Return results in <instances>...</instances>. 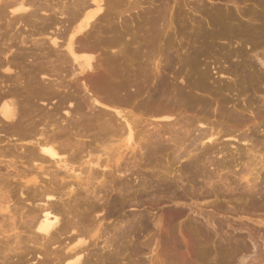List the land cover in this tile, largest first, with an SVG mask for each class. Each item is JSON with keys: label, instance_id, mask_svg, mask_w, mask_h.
<instances>
[{"label": "bare ground", "instance_id": "6f19581e", "mask_svg": "<svg viewBox=\"0 0 264 264\" xmlns=\"http://www.w3.org/2000/svg\"><path fill=\"white\" fill-rule=\"evenodd\" d=\"M66 1H64V0H0V123H1V125H0V128H1L0 129V145L4 144L3 146H5L3 149L0 150V165H2L3 167H6L7 173L9 174V178L17 181L16 184H17L18 188L17 187L16 188L18 189V191H20L21 196L22 197L25 196L24 199H27V202L31 204V206L29 208L28 207L25 208V212H23V215L25 213V218H24V216H21V217H23V218H21V222H20V226L23 228L21 230H18L20 227L17 226V224L14 220L15 218L13 217L14 215L11 212L10 204H7L8 203V201H7L8 197L7 198L5 197L6 200L3 199L6 201V202L4 201V203H6L5 205L0 204V217L2 218V220L0 219V221H1L0 222V235H3V236H1L0 239H2V237H5L6 241L3 238L5 241L3 244L5 245L6 249L8 248L9 252H12L17 256V260L15 262L10 261V260H3L0 262V264H22L23 262H25L24 257L30 253V248H31V247L28 248V246H26V245L28 244L30 246L31 243L33 245H39V247L43 248V250H45L47 248L46 249L47 251L50 250L49 248L54 245L55 246V248L53 247L55 249L54 252L55 253L57 252V254H56L57 258L56 257L55 258L58 259V264H88L89 259L91 260V257H93V254L95 252H93L92 249H94V248L92 246V249H91L90 246L93 244L95 246L99 240L96 242L94 241V239L97 238L95 235H94L95 238L92 236L94 233V230H93V232H89V233L87 232L90 230L89 227L87 228L89 230L84 229L83 227H82L83 230H77V229H81V227L78 226L80 224L78 223V225H77V221L80 219L75 218L76 222H74V221H72V219H70L69 214L70 213L72 214L74 209L72 208L73 206L72 207L70 206L71 205L70 202L68 200H66L65 197H68V198L73 197V202H74V201H76V200H74V197L83 191H84V193H86V197L89 194H90V197L93 196L94 199L96 198L95 200H97V199L99 200V198L101 197L100 195H98L99 193H97V192H98V187L103 186V183L98 181V179L100 177L98 178L99 175H97L98 173H96V171L100 170L99 168H102V169H106V172L107 171L109 172L110 169L107 170V168H109V164H112L111 161H109V163H108V160H104L106 156L102 159L100 157L95 158L93 156V154L91 153V151L93 150V147L95 148V144H98V143H96L98 141V138L100 137L99 139H101L102 134L104 135V133L101 132V129L105 125L107 126V123H105V125L103 126V124L105 122V118H107V117L103 118V116L101 114H104V112L101 113V111H105L104 109H106V108H110V109L113 108L112 114H111L112 111L108 110L110 113H106L107 111H105L106 114H104V115L108 114L107 116H109V118L114 117L112 119L113 122L110 119H109L110 121H108L106 119L107 120L106 122H108L109 124L113 123V125L108 124V126L113 127V128L111 127L113 129V131L111 129V131H112L111 133H112L113 138L114 139L116 138L115 139V146L113 148V154L111 155L108 153V156L113 157V158L112 157L111 158L108 157V158H109V160L113 161V166L110 165L111 168L113 167V172H112V170H110V171L112 172V174L114 173V176H115L116 174H120V175L125 174L124 172H126V174H127V167L129 166L127 164H128L129 159L127 160L126 157L129 155V153L134 155V156L135 155L138 156L137 155L138 152L143 154V152H145L146 149H149V147L151 149L152 144L155 147L154 143H156V142H158V146L160 147V149L159 150L157 149V150L161 151L163 149L160 146L161 144H163V143H161L160 139L163 138L162 141L163 142L165 141L164 140L165 136H164L163 132L162 133L160 132L163 130V128H162V130L158 131L157 130L158 126H156L157 129L155 127L156 122L158 124V121L156 120L155 125H154V123L152 124L151 121L153 119H158L159 122L160 121L169 122L170 120L174 119L173 118L174 115L172 114L173 110H168L167 108L165 110L162 108L161 104H163L164 107H170L169 105L165 106V104H166V102H168V104H169V101H171V99L173 101V99H174L175 100L174 104L176 102H177L176 104L178 106H181L179 104H183V105H185V107H187L188 110H191V108H193V105L196 106L195 101L197 98H195V97H198L197 94H200L198 92H201V93L203 92V94H205L209 90V92H207V93H210V89L212 87L208 86V84L213 85V83H216L215 86L217 89H215L214 88L215 86L213 85V88L215 89V91L216 90L218 91V89H225V91L226 90L233 91L234 89H236V90L239 89V90H237V92H239V93L240 92L243 93V92H247V91L249 92L251 89H256L255 91L258 90V91L262 92L261 87H264V51H263L264 49L261 48L264 46V0H254L258 9L254 10V11L246 12L247 15L249 16V18H248L246 15V17H247L246 22H245V20L244 21L242 20L243 22L241 20L239 21V19L237 20L236 16L234 17L233 16L234 14H232L233 12L232 11L230 12V10L223 11V9H219V8L216 10H214V9L209 10V9L205 8L206 6L199 8L197 10L194 8H191L193 11H196V12H202V13H206V14L208 13L209 23H210V25H213L212 28L215 27V28H213V30L215 29V31L220 32V33L216 32L219 34L220 37H221V34H224V36L225 35L229 36L230 41L232 40V37H235V38H238V40L242 39V41L245 40L244 42L247 41L248 44L249 43L251 44V46H252L251 49H253L252 51L255 52V53L253 52L255 54V56H253V57L256 59V61H249L248 59H246L245 57H248V56H246V55L244 56V52H241L239 48L234 49L235 51L234 50L232 51V49L230 50L226 47H223V48L229 50L225 53V55H227L228 59L230 57L234 56V54L240 55L243 53L242 54V56L244 57L243 61H244V59H245V61L247 60V62L249 61L248 63H245L246 66L244 65V67L246 69H242L243 65L240 66V64L238 65V64L232 63V61H231V64L228 63V64L224 65V63L221 60H219L220 59L219 56L220 57L222 56L221 58H223V56H224L221 53H219L221 55L218 54V56L216 54V57L219 59L215 58L216 60L212 61L213 67L210 65L211 62H209V65H206L204 67L202 66V68H201V65L199 67V63L202 64L201 62H198V55L199 54L197 55V53H194L193 51L197 49L196 47L199 44L198 42H200L198 40L203 39V38L205 39V38L209 37L207 35V32H208V30L212 29V28L211 29L209 28L210 26L206 27L209 29L204 28V26H203L204 23L201 20L200 22H202L203 25L202 24L199 25V28L197 30H196L197 27L194 28L196 31L193 30L195 33L193 32L194 35L193 34L191 35V36H194L193 39L196 36L194 42L198 41L197 42L198 44L196 45V47L192 46V47H195L196 49L194 48L192 53L190 52L189 55L187 54L188 57H184V56H183V58L181 57L182 58V60L180 59L181 60L180 63L182 64L181 67L178 68L177 70H174V72H173L174 74L176 73L178 75L177 80L174 81L175 80L174 79L173 81L172 80H170V81H172L174 83L177 82L176 84L170 82L168 77H166L167 75L165 74V72L171 73L173 71L171 68L174 67L175 64L173 66L174 59L172 58L173 62L171 59L169 60L170 62H172V64L169 63L168 60L166 61L168 63L165 62L166 65L163 64V65H165L164 69H163V67L160 68V65L157 64L155 67H153L149 71H148V69H146L147 72H145V75L142 74V78H140V79H138V78L141 77V75H139V77L137 78L138 74L136 73L137 76L136 75L135 76L137 78V81L135 83L128 80L129 83L130 82H131V84L134 83V85H130L129 83L127 84L128 81L126 79H124V78H127V79L128 78L129 79L135 78V77H131L133 75L132 74L130 77L128 75L127 77H124V78H120V79L118 78L116 81H114V78H113V86H109L107 84V82H109V81H107V80H106L107 82H105L103 80H98L96 78V76H95V74H96V68L95 67L96 66L94 65L95 64V56L86 54V52L90 51L91 49L93 50L92 52H95L94 49L95 50H96V48L99 49V47H97L98 44L96 42L98 41V39L100 40V38L103 39L102 37L106 38V39H103L104 41H107L106 33L109 34V33H114L113 31H121L120 28H119L120 30L118 29V27H119L117 25L118 23L113 19L114 14L111 16H112L113 21H115L117 23L116 25H115V22H112V20H111L112 23L110 22L109 19H111V16H109V15L111 14L112 8L114 10L116 9L115 11H118L117 10V9H119V8H117L118 6L116 8H114V6L116 4L118 5V3L121 2L122 0L121 1L120 0H68L69 2H66ZM136 2H139V1H136ZM235 2H238V1H235ZM122 3H123V1L121 2V4ZM192 4H193V2H192ZM196 4H198V3L196 2ZM196 4H194L192 6L197 7L198 5L195 6ZM135 5H137V4H135ZM201 5H203V4H201ZM130 7H131V5H130ZM133 7L136 8V6H133ZM137 7H138V5H137ZM151 8H149L151 11H149V9H148V12H146V13L143 12V15L141 14L142 13L141 12L140 16L138 18L139 21L137 20V22L139 23V26L141 28H146L147 31H150V33L152 35L155 34V36H157L159 33H161L160 30L161 29L163 30V27L166 25V21L169 23V21L167 20L168 14L166 15L167 18L165 17V14H164V18H163L161 13L165 12V10L162 11L160 9L161 7H159V9L161 11L160 12L159 9L155 10L153 7L152 9L155 10V12H154ZM128 11H130V10H128ZM112 13H114V12H112ZM246 13H244V14H246ZM108 16H109V19H108L109 21L107 20ZM172 16H173V13H172ZM172 16H170V18ZM202 17L206 18V16H202ZM105 18H106V20H104ZM165 18H166V20H165ZM103 20L106 22L108 21L109 23L107 22L105 24H102L101 22H103ZM198 21H197V23H198ZM168 23H167V25L172 27V25H170ZM125 24H126V26H128L127 22ZM167 25L165 26L166 28L168 27ZM20 28L22 29L21 31H19ZM46 28L51 29V31L49 33L48 32L46 33V31H45ZM168 28H170V27H168ZM24 30H31L32 32L30 34H27V31H24ZM46 30H48V29H46ZM166 30H168V29H166ZM166 30H164V31H166ZM213 30H211V31H213ZM107 31H109V32H107ZM140 31H142V29H140ZM144 31H146V30L144 29ZM157 31H159V32L157 33ZM213 32H211V34ZM191 33L192 32H190V34ZM104 34L106 36H104ZM35 35H39V37H37ZM101 35H103V36L101 37ZM115 35H116V32H115ZM115 35L113 37L116 39V40L114 39L116 42L112 40V38H113L112 36H111L112 38L111 37L110 38L113 41V44L115 42L118 46V44H120V43H118V40L120 39L121 36L118 37V40H117L116 36L118 35V33L116 36ZM152 35H150V37H155L154 35L153 36ZM213 35H214V33L212 34V36ZM108 36H110V35H108ZM216 36L218 37L217 34H216ZM228 36H227V39H226V36L223 39H225L224 41L228 40L227 42L229 43ZM217 37H215V35H214V37H213V39L215 38L214 41L217 39ZM222 37H223V35H222ZM235 38H234V40H235ZM210 39H211V37H210ZM219 39H221V38H219ZM91 40H93V41L97 40V41L92 42ZM207 40H208V38H207ZM89 41H91L90 42L91 46L88 44ZM108 41H110V39ZM203 41H205V40H203ZM100 42H102V40H100ZM92 43H94V45H92ZM95 43L97 44V46L95 48L94 47L92 48V46H95ZM116 44H115V46H116ZM120 45H119V47H120ZM260 48L262 49L263 53L259 52ZM222 49H221V52H223L225 50L224 49L222 51ZM62 50H64V51H62ZM59 51L64 52V55H65V56H63V58L60 56L61 60L62 59L65 60L64 61L65 63L62 62V63H64L63 67H65V64L67 62L68 63L72 62V64H70V67L68 69H67V67H68L67 65H66L67 67L65 68L66 71L68 70L69 73H71V77H70L69 73H65L66 72L65 69L61 68L62 66H60V64H59L60 69H63L62 72L65 71L64 72L65 74H67V75L69 74L68 76L70 77V81L65 79L67 76L66 77H65V75L63 76V73L58 68L59 66H57L54 63L56 61H54V62L52 61L55 58V56L53 57V54L57 55L58 58H59L58 54H60V55L62 54V52L60 53ZM198 51H199V53L204 52L203 50L200 51L199 48H198ZM211 53H213V52H211ZM215 53H217V52H214V54ZM51 55H52V58H49ZM211 56H212V54H211ZM213 58L211 57V59H213ZM56 59H57V57H56ZM225 59L226 58L224 57V60ZM252 59L253 58H251V60ZM242 64H244V63H242ZM210 66L212 67V69L214 71L210 70L211 69ZM186 68L189 70H186ZM161 69H163L164 72ZM142 70L145 71V68ZM170 70H171V72H170ZM190 70L193 72V73H190V75L192 74V77H189L190 76L189 75L188 76L189 80L187 81L184 78V75H185L184 72H187V74H189L188 71H190ZM209 71H212V73L214 72V74H216V77L221 76L222 79H223V77L224 78H226V77L230 78V77L235 76L234 77L235 79L232 78V81L234 82V80H235V83L232 85L231 83L229 84V82L226 83L227 81L226 82L221 81L222 79L218 80L216 77H214V78H216V79H214L212 76H211L210 80L213 78L214 79V80L212 79L213 83H212V81L208 82L210 75H212V74H210L211 72L209 73ZM60 72L62 73V75ZM82 74L85 75L84 79L88 78V81L90 80L89 86H87V85H82L80 87H78L79 85L73 86L72 82L77 80L79 78L78 76L82 75ZM122 74L124 75L125 73H122ZM139 74H141V73H139ZM194 74L196 77L193 76ZM118 75H121V74H118ZM116 76H117V74H116ZM125 76H126V74H125ZM62 77H65V78H62ZM172 77H174V75H172ZM178 77L181 78L182 81H180V83L182 82L183 84L178 83L179 79H180V78L178 79ZM237 77H238V79H236ZM218 78H220V77H218ZM79 80L80 79H78V81ZM134 80L135 79H133L132 81H134ZM76 82L77 81H75L74 83H76ZM109 83H111V82H109ZM129 85L132 87L133 86L136 87L135 90H133L134 92L133 91L130 92ZM83 86L87 90V91L85 90L86 91L85 95H87L86 97H89L88 102H85L87 100L81 102L79 100V98L77 99V97L79 96L78 95V93H79L78 88L82 87V89H84ZM170 87H172V88H170ZM127 89L129 91H127ZM219 91L221 92V90H219ZM196 92H197V94H196ZM87 93L89 94V96ZM144 93H146V94H144ZM143 94L146 97H144V99H143L144 101L141 100V102L142 101L144 102V106H146L145 108H147V110L149 111V114H148L149 118L151 116L150 114H152V118H150L152 120H149V123L147 122L148 124H150V126L148 125L149 130L148 129L147 130L148 131L152 130L149 133L153 132V134H148L146 127H145V130L147 131V133L145 131L144 132L142 131V132H139L138 134L141 133V136L144 135L145 136L144 138L146 140H148L147 142L145 141V139L143 137H141V136L137 137L138 134L136 132V127H137L136 125L141 124V118H140V121H135L136 118L131 117L132 116L131 113H130V115H131L130 116L127 113L128 110L126 111L127 107H125V106H127V104L130 103V101L132 102L134 100L133 97L139 98V96H141ZM99 95H101V96H99ZM195 95H197V96H195ZM201 96H204V95H201ZM138 98H136V99H138ZM198 98L200 99L201 97H198ZM164 101H165V103H164ZM172 101H171V104H172ZM200 101H203L202 102L203 104L206 103V101L201 100V99L199 100L198 103H200ZM223 101H225V100H223ZM259 101H261V100H259ZM83 102L88 103V104L84 105ZM142 103H141V106L143 105ZM225 103H226V101H225ZM174 104H172V105H174ZM65 105L68 107L64 112L66 116L63 114L65 116V118H64V116H62L60 114L64 118L63 119L61 117V119H60L61 121L63 119V121H62L63 124H62L60 120H59L60 122H58L57 116H59V111L61 112L60 109L63 106L65 107ZM85 106L88 107L87 111L89 110L88 111V112H90L89 114H87V112L84 113L85 111L83 112V108L85 109ZM97 106H100V107L98 108ZM101 106H104L106 108L101 107ZM128 106H130V105H128ZM141 106L139 105V107H141ZM123 107H125V110L123 109ZM205 107H206V104H205ZM97 108L99 111H100V108H102V109L100 112H98ZM141 109H142V107H141ZM170 111H172V112H170ZM109 114H111L113 116H110ZM227 114H228V112H227ZM230 114L231 113L229 111V115ZM101 116L103 119L101 118ZM231 116H232V114H231ZM258 116H259V114H258ZM234 117H235V119L237 118L238 121H239V118L241 119L240 116H238L239 118L236 117L235 113H234ZM59 118H60V116H59ZM203 118L205 119V117H202L201 119H203ZM101 120L102 121L104 120V122L101 123L102 122ZM137 120H139V118H137ZM186 122H185V124L187 126L189 121H188V123H186ZM193 122L195 124L197 122H199V125L197 124V126L194 127L195 124L193 123L194 125H191L190 123H192V121H190L189 124L193 127L188 125L187 129H184V131L181 127H179L181 125L178 126L179 128H181L180 131H183V133H181L179 131V133H181V135L178 133L180 136L178 135L177 137L178 138L181 137V139L179 138V140L181 142L187 141V144L185 143L186 145L183 144L184 147L182 145L180 146L177 144V143H179L178 142L179 140L177 139V137L174 136L175 135L174 131L176 130L177 127L174 126V127H176L175 130L170 131V133L172 131L174 132V133H172L173 137H175V139H177V141H175L176 145L173 141L174 147L176 146V148H174L175 150L172 149V150H174L172 152L175 153V154L173 153L174 154L173 156L175 157V159L179 158V161L183 157H186L188 159V161L185 162L186 165L184 166L185 172L187 170H189L191 167L193 168L196 160H199V159L201 160L200 157H202V156L207 159V156H209L210 153H216L217 152L216 154H221V155L223 153H225V150H226L225 148L228 146H224V144L226 145L227 143H224V141H222V143H220L223 135H224V137H227V138L228 137L236 138V136L234 135L236 132L235 129L234 130L233 129H230V130L225 129L224 130L222 128V130H221L220 128H218L214 124H213V126H209L210 122L208 123L207 120H206V124H209V125H206L205 122H203V120H198V121H193ZM100 123L103 126L102 128L100 127L101 126ZM137 123H139V124H137ZM147 123L145 122L144 124L147 125ZM169 123L167 125H169L171 127V125L173 123H171V125ZM153 125L155 127V130H157V131H155L154 129H151L152 128L151 126H153ZM98 126H99V128H98ZM184 126L185 125H183V127ZM186 126L184 128H186ZM105 127H104V129H105ZM97 128L100 131H97L98 130ZM109 128L107 127V130H109ZM172 128H173V125H172ZM104 129H102V130H104ZM159 129H161V128L159 127ZM137 130H138V128H137ZM178 130L179 129L177 128V131ZM166 131H167V129H166ZM98 132H99V134L102 133L101 136L97 135ZM144 133L147 134L148 137L150 135L152 137L147 139V136ZM166 133L168 134L169 132L167 131ZM93 134H95L98 137L96 138L97 141L94 140L95 144L92 147L91 141L93 138L92 137ZM162 134H163V137H162ZM176 134H177V132H176ZM107 135L108 134L106 133V136ZM89 136L91 137L90 138L91 140L88 139ZM112 136H110V137H112ZM241 136H242L241 140L244 142H247L248 137L246 136V134L241 135ZM136 137L139 139H137ZM153 137L155 138V141L160 140V142L159 141L154 142V140H152ZM171 137L172 136H170V138H168L169 141L171 140ZM173 137H172V140L174 139ZM94 138H95V136H94ZM85 139H87V141H85ZM150 139L152 140L151 145L148 143L150 141ZM224 140H226V139H224ZM145 142L147 144H149V147H147L148 145ZM219 143L221 145H223V147H218ZM113 145H114V143H113ZM145 145H147L146 148H145ZM164 146L165 145L163 144L162 147H164ZM171 146L173 147V145H171ZM18 147L21 149L20 151L18 150L19 149ZM101 147L102 146H100V147L98 146V148H100V150H101ZM251 147H252V145H251ZM156 148H157V143H156ZM164 148L167 149L166 147H164ZM169 148H170V145H169ZM105 149H103V150L105 151ZM103 150L101 152H104ZM157 150L152 149V151L151 150L150 151L151 152H155V151L158 152ZM249 150H250V152H249L250 154H251V152L254 153V151H252V148H249ZM93 151L95 152L96 149H94ZM98 151H99V149L96 152H98ZM15 152L18 153L19 158H20V162L25 167V169H24L23 165H22V168L24 170H22V169L18 170L17 163L14 162L13 160H11L12 158L10 156H11V154H14ZM148 152L149 151L147 150V153ZM16 153H15V156H16ZM105 153H106V151H105ZM145 154H146V152L143 154V156ZM206 154H208V155L205 156ZM216 154H214V155H216ZM102 155H103V153H102ZM132 155H130V156L132 157ZM248 155L249 154H247L246 159L249 157H250V159L255 158V157H251L252 155L251 156L250 155L248 156ZM226 156L227 155H225L223 157H226ZM140 157H142V155ZM243 157L245 158V156H243ZM204 158H202V160H204ZM96 159H97V161H95ZM175 159H173V160L175 161ZM240 159H241V157H240ZM124 160H127V162ZM135 160L137 161L138 157ZM135 160H132V161L136 162ZM150 161H151V158H150ZM221 161H223V160H221ZM248 161L249 160L247 159V163H245L246 161L244 162L245 164H247V165L244 164V166L246 168H243V169L240 168L241 174L239 175V177H240L241 181L245 180V182H244L245 184L242 185V186H244L242 191H244V189H245V193H247L248 196H251L253 198V199L251 198L253 200L252 205H254V206L257 205L258 207L259 206L261 207V204L259 205V202H258V204L256 202V197L261 195L259 193L260 188L258 187V185H259L258 179L260 178V173H258V172H260V171L257 172V170H256L257 167H255V166L253 167L251 165V162L248 163ZM252 161H253L252 162V164H253L254 159ZM122 162L125 163V166ZM176 162H177V160H176ZM197 162H198L197 163L198 165H196V166H200L201 161H197ZM227 162L230 164V162H232V161H227ZM256 162H257V159H256ZM258 162H259V160H258ZM260 162H261L260 167L261 168L263 167V169H264V161L261 159ZM210 163H211V160H210ZM212 163L210 165H212ZM228 163H226V160H224L223 163L222 162L220 163V165L225 167V166H228ZM137 164H139V163H137ZM217 164H219V163H217ZM232 164H233V162H232ZM126 165H127V167H126ZM132 165H130L129 167H131ZM136 165L132 166V167L136 168ZM122 166H124L126 169L123 170L124 167H122ZM221 166H217V167L220 168ZM258 166H259V164H258ZM201 168H203V167H201ZM34 169H35V171H34ZM37 169L40 170L39 171L40 178H39V176H34L33 173H31L32 179H30V178L27 179L28 174L32 170L34 172L38 171ZM102 169L100 171H102ZM129 169H130V171H132L131 168H129ZM254 171L257 174V175L255 174V176L253 173ZM12 172L13 173L16 172V174H13ZM103 172H104V174H101L100 176H102V175L105 176V171H103ZM111 172L108 174H111ZM203 172H207V171H203ZM107 173H106V177H107ZM237 173H239V172H237ZM33 176H34V178H33ZM106 177H104L103 179H106ZM181 177H183V175L180 176V181L183 180V179H181ZM6 179H8V178H6ZM175 180H177V179L175 178ZM175 180H173V181H175ZM148 181H150V180H148ZM103 182H104V180H103ZM178 182H179V179H178ZM238 182H239V180H238ZM96 183H99L100 185L97 184L98 186H95ZM150 183L151 182H149V184ZM152 183H154L153 180H152ZM237 185H239V184H237ZM154 186H155V183H154ZM96 187H97V189H96ZM158 189H159V187H158ZM262 190H261V193L264 194V191L262 192ZM30 194H31V196H30ZM195 194H196V192H195ZM244 194H242V195H244ZM247 194H245V195L247 196ZM177 195L179 196V199L180 198L182 199V197H180L181 195H179L178 193H177ZM178 196L176 198H178ZM197 196H199V195H197ZM210 196H211V193H210ZM78 197L79 196H77V198ZM205 197H206V195H205ZM82 198H84V197H82ZM101 198H100V200H101ZM184 198L185 197H183V199ZM57 199L61 200V203L63 204L62 206L56 203ZM64 199L66 201H68L67 202L69 204V205L67 204L68 206L65 204ZM75 199H76V197H75ZM263 199H264V197H263ZM252 200H251V202H252ZM77 201H79V200H77ZM9 202H10V200H9ZM115 203L116 202H114L113 205ZM184 204H186V202ZM66 206L67 207L70 206L72 208V209H70L72 212L70 211L69 214L66 213L67 210H66V212L64 211ZM114 206L116 207L117 204ZM186 206H187V204H186ZM194 206H195V204H194ZM194 206L189 205V211L191 212V215L189 214V218H191L192 222H195L196 220L198 221V217L200 215H202L201 213L203 212V216H204V212H205L203 210H202V212L196 211L198 209H197V207L195 209ZM92 207H94V205ZM182 208L183 209L177 208L178 209L177 213L182 214L184 217L186 210L184 209V207H182ZM187 209H188V206H187ZM174 211L176 212L177 210H174ZM240 211H242V210H240ZM74 212H75V210H74ZM116 212H117V208H116V210H113V213H109V216L110 215L114 216L115 214L118 213V212L117 213ZM196 212L199 215L198 217L196 216L197 214L195 215ZM227 212L229 213L228 210H227ZM230 212L232 213L231 210H230ZM250 212H248V213H250ZM65 214H67V215H65ZM73 214H74V217L77 216L76 213H73ZM75 214H76V216H75ZM179 214H177V215H179ZM186 214L188 215V213H186ZM259 215H261V213ZM64 216H66V217H64ZM67 216H69V217H67ZM74 217L72 216L71 218H73V220H74ZM192 217H193V219H192ZM212 217H213V215H212ZM67 218H69V219H67ZM180 218H181V216H180ZM205 218H207V217H205ZM138 219H141V217ZM201 220H202V218L200 219V221ZM197 221H196V223L198 225L199 224L201 225V223H203L204 221H207V224H209V226H208L209 228H211V226L214 224V222L212 224L210 222L211 220L209 221L208 218H207V220L203 219L202 220L203 222H201V223L199 221H198L199 222L198 223ZM203 224L205 226V223H203ZM210 224H212V225L210 226ZM193 225H196V224H193ZM200 225L198 226V228L200 227ZM202 226L203 225H201V227ZM201 227L199 228L200 230H201ZM204 228L206 229L207 226ZM204 228L201 231L204 234L203 237H201L202 236L201 235L199 237L200 239L196 238L199 242H201V244L198 242L196 244L195 241H197V240L193 241L195 238L192 239L193 245H198V244L201 245V249L203 248V251L198 250L199 249L198 246L194 247L193 245H191V247L189 248L191 250L192 255L195 256L197 258V260H200V259L203 260L204 259L203 260L204 263H201V264H205V258L209 260V258H207L208 257L207 253H213V251L209 250V248H210L209 246H211L210 244H212L211 243L212 239L210 236V235H212V233L211 234L210 233L208 234V232L206 233V231H208V230L207 229L205 230ZM189 229L193 230L194 228H192V226H191V228H189ZM204 230H205V232H204ZM237 230H239V229H237ZM99 231H100V229H99ZM193 231L194 232L196 231L199 234L198 230L194 229ZM123 232H124V230H123ZM209 232H211V231L209 230ZM213 233H215V232H213ZM233 233H232V235H234ZM241 233L240 234L235 233L236 237H233L234 239L237 238V239H235L236 241H234V242H237V243H235L236 245L232 244L231 246L230 245L227 246L229 241L228 242L225 241L227 243V245H225L224 241H223L224 244H222V242L219 244H215L214 245L215 246L214 251L216 253L214 252L215 254H213V258H214V255H216L215 259L217 261H219L218 257L222 258L223 253H225V256H226L225 260L228 258L227 259L228 264H234L235 262H236L235 264H238V263L241 264L244 262V260L246 258H248L249 254H251V259L253 258V256L255 257V255L252 256V253H254V249L255 248L258 249V246H259L255 240H254V242L252 241V239H255V238H253L252 236H250L251 234H249L250 238L252 237V239L249 240V238L247 239V236L244 237L246 234L244 236H242ZM64 235L67 236L66 237L67 240H65V241L61 240L62 236H63V238L65 237ZM125 236L127 237L128 234H125ZM262 236L264 238V234ZM91 237H93L94 239ZM115 237L116 236H113V239ZM66 238H64V239H66ZM90 238H91V240H89ZM123 238H124V236H123ZM233 238L231 237L230 239L234 240ZM102 239H103V237H102ZM232 240H230V241H232ZM110 241H112V240H110ZM117 241H116V243H117ZM113 242H115V241H113ZM113 242L110 243L109 240L105 241L104 242V248H106V249L108 248L110 250L114 244ZM213 242L215 243V240ZM234 242L232 241V243H234ZM255 242H256V244H255ZM116 243H115V245H116ZM117 245H119V243H117ZM140 246L136 247L132 252L133 253H141L144 246L142 249ZM121 247H115V248H118V251H117V249L115 251V248L113 247V249H114L113 251L118 253V255H119V254H121V249L123 252L125 251V250H123L124 248L123 247L121 248ZM32 248H33V246H32ZM196 248H198L197 249L198 251L196 250ZM59 249L62 251L61 254H59L60 252L58 253ZM169 250L170 249H168V251ZM258 250L260 251V249H258ZM32 251H33V249H32ZM47 251H44V252H47ZM174 251H177V250H174ZM232 251H234L233 253H235V252H237V253L233 254ZM90 252H93V254H91ZM172 252L173 251H171V254H173ZM50 253L52 255L54 254L52 252H49V255H48V252H47V254L45 253V255L46 256L48 255L50 257ZM159 253H161V252H159ZM261 253H263V252H261ZM109 255H110V253L108 254V256ZM116 255H113V258H112L113 263L117 261V260L115 261V259H117V257H118ZM205 255H206V257H205ZM46 256H45L46 259L44 258L45 261L43 260L45 263H43V264H46V262L49 259H50L49 261H51V257H53V256H51L49 258ZM104 256H105V254H104ZM108 256H107V258H108ZM174 256H175V254H174ZM259 256L260 257L257 256L256 259L255 258L254 259L257 260V258H259V259H261L260 261L258 260L259 262L264 261V260H262L263 257L261 258V255H259ZM171 257H172V255L170 256V258ZM210 257H211V254H210ZM163 258H165V256ZM215 259H214V261H216ZM254 259H252V260L254 261ZM105 260H107V259H105ZM160 260H162V259H160ZM167 260H169V259L167 258ZM167 260L165 262L169 263ZM197 260H196V262H197ZM156 261H158L157 258H156ZM194 261H195V259H194ZM210 261H212V260H210ZM214 261H212L211 264L214 263ZM217 261H216V263L220 264L221 260H220V262H217ZM253 261H252V263H253ZM198 262L200 263V261H198ZM107 263L108 262L106 261L105 263H101V264H107ZM110 263H112V262H110ZM163 263H164V261H163ZM223 263L227 264V263H225V261ZM253 264H258V263L255 262Z\"/></svg>", "mask_w": 264, "mask_h": 264}, {"label": "rangeland", "instance_id": "374dc122", "mask_svg": "<svg viewBox=\"0 0 264 264\" xmlns=\"http://www.w3.org/2000/svg\"><path fill=\"white\" fill-rule=\"evenodd\" d=\"M64 1H66V0H64ZM122 1H123L122 4L124 6L121 4ZM122 1L119 2L118 5L116 4L114 6V8H116L118 6L117 7V8H119V9H117L118 11H115L116 9L114 10L112 8L111 14L109 15V16H111L114 14L113 19L118 24L115 21H113L112 16H111V19H109V16L107 17V20L109 19L110 22H111V20H112V22H115V25L117 24L119 26V27L117 26L118 29L120 28L121 31H113L114 33H109V34L106 33L107 41H104L103 39H106V38L102 37L103 35H101V37L103 39L100 38V40H102V42H100L99 39H98L99 42L97 40H96L97 42L94 40L98 44V46L96 43H95V46H92V48L93 47L95 48L97 46V47H99V49H97V48H96V50L94 49L95 52H92L93 51L92 49L90 51L86 52V54L95 56V64L94 65L96 66L95 67L96 68V74H95L96 78L98 80H103L105 82H107V81L111 82V83L107 82V84L109 86H113V78H114V81H116L118 78L119 79L124 78V77H127L128 75L130 77L132 74L133 75L131 77H135V78H133V79H135L134 81H132L133 80L132 78H131L132 80L129 78L128 79L124 78V79H126L127 81L130 80L131 82L135 83L137 81V78L139 77V75H141V77H139L138 79L142 78V74L145 75V72H147L146 69H148V71H149L150 69L155 67L157 64L160 65V68L163 67V69H164V67L166 65L165 62L167 60L169 63L172 64V62H173L172 58L174 59L173 66H174V64H175V66L171 68L173 70L172 72L170 70L171 73L165 72V74L167 75V76L166 75L165 76L168 77L169 81L170 80L173 81L174 79H175L174 81H176L178 75L176 73L175 74L173 73L174 70H177L178 68L181 67L182 64L180 62H181L183 56L188 57L187 54L189 55L190 52L192 53V51L194 50V48L196 47V45L198 43L199 44L196 47L197 49L195 48L197 51L194 50L193 52L197 53V55L199 54L198 55V62H201L203 64L202 65L199 63V67L201 65V68H202V66L204 67L206 65H209V62H211L210 65L213 67L212 61H215L216 59H219V58H220L219 60H221L224 63V65H226L228 63L231 64V61H232V63L238 64V65L240 64V66L243 65L242 69H246L244 67V65L246 66L245 63H248L249 61H256V59L253 57V56H255V54H254L255 52L252 51L253 49H251L252 46L250 43L248 44L247 41L244 42L245 40L242 41V39L239 38L242 41L241 42L240 40H238V38H235V37H232V40L230 41V38L228 35H225V36H226V39L228 36L229 43L227 42L228 40L224 41L225 40V39H223L225 37L224 34H221V37H220L218 34L220 32L215 31V29L213 30V28H215V27L212 28L213 25H210L208 13L206 14V13H202V12H196V11H193L191 9V8H194L197 10L199 8L206 6L205 8H207L209 10H211V9L216 10L218 8L223 9V11L230 10V12L231 11L233 12L232 13V14H234L233 16L234 17L236 16L237 20L238 19H239V21L245 20V22H246L247 17L249 18V16L247 15L246 12L254 11V10L258 9L254 0H235L238 2H235L234 0H132L133 2L131 0H122ZM136 1H139V2H136ZM66 2H69V1L67 0ZM192 2H193V4H192ZM196 2L198 4H196ZM135 4H137L138 7ZM194 4H196L195 6H197V5L198 6L197 7L192 6ZM201 4H203V5H201ZM130 5H131V7H130ZM133 6H136V8ZM151 7L152 8L154 7L155 10L159 9V7H161L160 9L162 11L165 10L166 13L162 12L163 14L161 13V15L164 18V14H165V17L168 14L167 20L169 21V23L166 21V25H167V23L172 25V27L167 25L170 28H168V27L166 28L165 27L166 25L164 24L165 26L164 25H163L164 27L162 26L163 30L162 29L160 30L161 33H159L158 35L156 34L157 36H155V34H153L155 37H150V35H152L150 33V31H147L146 28H141L139 26V23L137 22V20L140 16V13L142 12L141 14L143 15V12L144 13L148 12V9ZM154 9H152V10L155 12ZM160 9H159V11H160ZM128 10H130V11H128ZM149 11H151V10L149 9ZM112 12H114V13H112ZM172 13H173V16H172ZM244 13H246V14H244ZM246 15H247V17H246ZM170 16H172L171 17L172 19L170 18ZM202 16H206V18L202 17ZM166 18H165V20H166ZM197 19L198 20L200 19V20L198 21ZM104 20H106V18ZM104 20H103L104 23L101 22L102 24H105L109 21L108 20L106 22ZM201 20L203 21L204 25L202 22H200ZM197 21H198V23H197ZM124 22L125 23L127 22L128 26H126V24ZM201 24L204 26V28L210 26L209 28L210 29L212 28L211 30H213L214 32L211 30H208V32L206 31L207 35L209 36V37H207L208 40H207V38H205V39L203 38V39L198 40L200 42H198V41L194 42L196 36L193 39L194 36H191V35L192 34L194 35V33H195L194 31H196L199 28V25H201ZM165 28L168 29L169 31L166 30ZM194 28H196V30ZM209 28H206V29H209ZM46 29H48L49 31ZM46 29H45L46 33L47 32L49 33L51 31V29H49V28H46ZM140 29H142V31H140ZM144 29L146 31H144ZM21 30L22 29L20 28L19 31H21ZM164 30H166V31H164ZM24 31H27V34H30L32 32L31 30H24ZM107 32H109V31H107ZM115 32H116V35L118 33L117 36L115 35ZM158 32L159 31H157V33ZM190 32H192V33L190 34ZM211 32L214 33L215 37H217L216 34L218 35L217 39L215 40L216 42L214 41L215 38L213 39L214 35L212 36L213 33L211 34ZM216 32H218V33H216ZM106 35L104 34V36H106ZM108 35H110V36H108ZM114 35L117 37V40H118V37L121 36L120 37L121 40L120 39L118 40V43H120L121 45L118 44V46H117V44L115 43L116 39L113 37ZM222 35H223V37H222ZM35 36L39 37V35H35ZM110 37L112 38L113 41H115L114 44H113V41L111 40ZM210 37L212 40L210 39ZM108 38L110 39L111 42L108 41L109 40ZM219 38H221L222 40ZM234 38H235V40H234ZM203 40H205V41H203ZM91 41L94 42L93 40H91ZM91 41H89V43H88L90 46H91V43H90ZM115 44H116V46H115ZM92 45H94V43H92ZM119 45H120V47H119ZM199 45L200 46L202 45V46L200 47ZM192 46H195V47H192ZM223 47H226L230 50L232 49V51L234 49L239 48L241 52H244V56L246 55L249 57V58L245 57L249 61L247 62V60L245 61V59L243 61V58H244L242 56L243 53L240 54L241 56L239 54H234V56L230 57L231 59L230 58L228 59V57H227V55H225V53L229 50L225 49ZM198 48L200 51L203 50L204 52L199 53ZM261 48L264 49V46ZM261 48H260L259 52L263 53L264 50L262 51ZM221 49H222V51L224 49L226 51L224 50L223 52H221ZM62 51H64V50H62ZM211 52H213V53H211ZM214 52H217V53L214 54ZM219 53L224 55L223 58H221L222 56L221 57L219 56V58L216 57V54L218 56ZM211 54H212V56H211ZM221 54H219V55H221ZM58 55H59V58L57 55L53 54V57L55 56V58H54V60H52V59L51 60L53 62L56 61L54 63L57 66H59V64H60V66H62L61 68H63V69H65L68 66L67 67V69H68L70 67V64H72V62L71 63L67 62L69 65L66 63L65 67H63L65 60L62 59L63 60L62 61L61 57L63 58V56H65L64 52H62L61 55L60 54H58ZM210 56L212 58L213 57L214 58L211 59ZM56 57L58 60L56 59ZM224 57L227 60L226 59L224 60ZM250 57L253 58L254 60L253 59L251 60ZM49 58H52V55ZM170 59L172 60V62L169 61ZM62 62H64V63H62ZM168 62H166V63H168ZM242 63H244V64H242ZM163 64H165V65H163ZM60 66L58 68L62 72L63 69H60ZM211 66H210L211 69L210 68L209 69L214 71ZM144 68H145V71L142 70ZM187 68H186V70H189ZM163 69H161V70L163 71ZM65 71H66V69H65ZM67 71L65 73H69V71L68 72ZM190 71H188L189 74H187V72H184V74H185L184 78L187 81L189 80V77H192V74L190 75V73H193V72L192 71L190 72ZM212 71H209V73L211 72L210 74H212V75L209 74L210 77L208 79L209 80L208 82L212 81V83H213V80L216 78L218 80L222 79L221 76L216 77V74H214V72L212 73ZM64 72H62L63 76L65 75V77L66 76L67 77L66 78L62 77V78H65L66 80L70 81L71 73H69L70 74V77H69L68 76L69 74L67 75ZM121 72L125 73L126 76H125V74L123 75ZM62 73H61V75H62ZM136 73L138 74V76ZM139 73H141V74H139ZM116 74H117V76H116ZM118 74H121V75H118ZM82 75L78 76L79 77L78 79H80L79 81L77 79V80H75V81H77L76 83H74L75 81L72 82L73 86H76V85L77 86L79 85L78 87H80L82 85L89 86L90 80L88 81V78L84 79L85 75L84 74H82ZM135 75L137 76V78ZM172 75H174L175 78L172 77ZM193 76L196 77L195 74ZM211 76L213 78L214 77H216V78H214V79L212 78L213 80L212 79L210 80ZM218 77H220V78H218ZM234 77L235 76L230 77V78H227V77L224 78L223 77V79L225 81L223 79L221 81H223V82L227 81L226 83L229 82V84L231 83L233 85L235 83V80L233 82L232 78L235 79ZM179 78L180 77H178V79ZM236 79H238V77ZM172 81H170V82H172ZM180 81H182L181 78L179 79L178 83H180ZM131 82L129 83V81H128L127 84L129 83L130 85H134V83L131 84ZM172 83H174V82H172ZM176 83L177 82H175L174 84H176ZM130 85H129V90H130V92H132L133 90H135L136 87L135 86L132 87ZM213 85L215 86L216 83H213ZM213 85L208 84V86H210L212 88H213ZM170 88H172V87H170ZM214 88L217 89L216 86ZM214 88L212 90L210 89V93H207V92H209V90H208L206 92L207 94L206 93L203 94V92L202 93L198 92L200 94H197V92H196L198 97H201L200 98L201 100L206 101V103H205L206 107H205V104L202 103L203 101H200V103H198L200 99L198 97H195L197 95L194 96L195 98H197L196 99L197 102L195 101L196 106L193 105V108H191V110H188L187 107H185V105H183V104L178 103L181 106H178L176 104L177 102L174 104V102H175L174 99H173V101L171 99V101H172V104H174L175 106L171 104V101H169V104H168V102H166V104H165V106L169 105L170 107H164L163 104H161L163 109L166 110V108H167L168 110H173V112L172 111H170V112H172V114L174 115V117H173L174 119L170 120L171 121V122L169 121L170 123L167 121H160L159 122L158 119L152 120V119H150V118H152V114H150L151 116L149 118V115H148L149 111L147 110V108H145L146 106H144V102H143L144 97H146L144 94H146V93L141 95L142 97L139 96V98L133 97L134 100L132 99L133 100L132 102L130 101V103L127 104V106L124 105L125 107H127V109H126V111L128 110L127 113L129 115L131 113L132 116L131 115L130 116L133 118H136L135 121H140V118H141V124H139L140 123L139 122V123H137L139 125H136L137 126L136 127L137 134L139 132H142V131L143 132L145 131L147 133V131L149 130V126H150V124H148L149 120H152L151 123L152 124L154 123V125H155V122L157 120L159 125L156 122L155 127L158 126V129L156 127V129L158 131L162 130V128H163V130L160 132L161 133L163 132V134L165 136L164 137L165 143L162 141L163 138L160 140H161V143H163L165 145L164 147L167 148V149H165L164 147H162L163 144H161L160 146L163 149L161 151H158L160 149V147L158 146V142H156V141L160 142V140L155 141V138L153 137V139L152 138L151 139L157 143V148H156V143H154L155 147L153 146V144L151 145L152 140L150 139L151 142L150 141L148 142L151 145V149H150L149 144L146 143L148 140H146L144 138L145 136L144 135L141 136V133L138 134L137 137L141 136L145 139V141H146L145 143L148 145V146L145 145V148L147 146V147H149V149H146V151H145L146 154L144 156H143V154L145 152H143V154H141L139 152H138V154L136 153L138 155V156L135 155L136 157L129 153V155L127 156L128 158L126 157L127 160L129 159L127 165L130 166L134 163L132 166H135L137 163H139V164L136 165V168L132 167V166L131 167L128 166L129 168H131L132 171H130V169L126 165L127 174H126V172H124L126 175L125 174H121V175L116 174L114 176V173L112 174L113 167L111 168V166H113V161L109 160L108 157L111 158L112 156H108V153L111 155L113 154V148L115 146V139L116 138L114 139L112 136V133H111L113 131V129H112L113 127L111 126L112 127L111 128L110 126H108L109 123L106 121L107 120L112 121V119L114 117L109 118V116H107L108 114L107 115H104V114L110 113L108 110H111L112 111L111 114H112L113 108L110 109V108H106L104 106H101V107L106 108L104 110L107 111L105 113V111H101L102 108H100L101 113L104 112V114H101L103 116V118L107 117V118H105V122H104V120L103 121L101 120L102 121L101 123L104 122L103 126L105 125V123H107V126L106 125H105L106 127L104 126L105 129L102 126V124L100 123V125H101L100 127L101 128L103 127L102 129H104V130L101 129V132H103L105 136L101 133L102 137H101V139H99L100 138L99 137L98 141H97L96 138L98 136L93 134L92 135L93 138L91 141L92 143L91 142L90 143H91L92 147L95 144L94 140L97 141L96 143L99 144V145L95 144V148L93 147V150L96 149V151H97L99 149L98 152H96V151L94 152L93 150L91 151V153L93 154V156L95 158L100 157L102 159L106 156L104 160H108V163H109V161H111V163H112V164H109V168H107V170L108 169L112 170V172L110 170H109V172L107 171L108 173L111 172V174H108L106 172V169H102V168H99L100 170L102 169V171H100L98 169H97L98 171H96V173H98L97 175H99L98 178L100 177L98 179V181L103 183V186L98 187V192H97V193H99L98 195H100L102 198L100 197L101 200L99 198V200L97 199L98 200L97 201V200H95L96 198L94 199L93 196H91L92 197L91 198L90 194L88 195L90 198L88 196L86 197V193H84V191L80 192V194L76 195L75 196L76 199L74 197V200H76L74 202H73V197L72 198L65 197V199L70 202V204H71L70 206L71 207L73 206L72 208L75 210V212L73 210V213L77 214V216L75 214L76 217H74L73 213L72 214L70 213V211H71L70 209H72V208L70 206H69L70 208L67 207L69 205L67 203L68 201H66L64 199L65 204L66 205L68 204L66 206L68 209L65 207L64 211L66 212V210H67L66 213L67 214L70 213L69 214L70 219H72V221H74V222H76L75 218L81 220V221L78 220L79 222L77 221V225L79 223L80 225H78V226L81 227V229H77V230H83L82 227L84 229H87L89 227L90 230L87 229V230H89L87 232L88 233L93 232V230H94L93 235L91 233L90 234L94 238H95V236L97 237L96 239H94L93 237H91V238H93L95 242L99 240L98 241L99 243L97 242V244L95 246H94V244L90 246L91 249L93 246L94 249H92V250L95 253L93 254V252H90L91 254H93V257H91L92 255L90 256L91 260L89 259L88 264H101V263H105L106 261L108 262L107 264H109L110 262L113 263L112 258H113V255H116V254H117L116 256H118V257H117V259H115V261L117 260L116 262H114L115 264H164V263L166 264L167 262H165V261L167 260V258L169 259V260H167L169 262L167 264H170L171 262H172L171 264H185V263L186 264H201V263H204L203 262L204 259L203 260L202 259L197 260V258L192 255L191 250L189 248L191 247V245H193V241L197 240L201 235H202L201 237H203L204 234L201 231L206 226H207L206 229L208 230V231H206V233L207 232H208V234L212 233V235H213V236L210 235L211 239H212V242H211L212 244H210V245L212 247L209 246L210 247L209 250L213 251V253H207L208 255L206 254L208 256L207 258H209V260L205 258V264L206 263L211 264V262L214 261V259L216 257V255H214V258H213V254L216 253L214 251V247H215L214 245L215 244H219L221 242H222V244H224L225 241H227V242L229 241L228 245L226 242H225V245H227V246H229V245L231 246L232 244L236 245L235 243H237V242H234V241H236L235 239H237V238L234 239L233 237H236V234H240L241 232H242L241 235L244 236L246 234L244 237L247 236V239L249 238V240L252 239V237L255 238V239H252V241L254 242V240H255L257 242V244L259 245L258 249H260V251L257 248H255V249L253 248L254 253H252V256L255 255V257L253 256L252 259H254V258L256 259L257 256L260 257L259 255H261V258L263 257L262 260H264V241H263L264 238L262 236L264 234V213H263L264 212V206H263L264 205L263 204L264 203V199H263L264 194L261 193L262 189H263L262 192L264 191V187H263L264 186V169H263V167L262 168L260 167L261 159L264 161V115H263L264 114V94H263L264 93V87H261V90L263 93L258 91V90L255 91L256 89H251L252 91L251 90L249 92L247 91L248 93L247 92H243V93L240 92L239 93V92H237V90H239V89H237V90L234 89L235 91L234 90L233 91H229V90L225 91V89H218V91L217 90L215 91ZM78 89H79L80 94L78 93L79 96L77 97V99L79 98V100L81 102L85 101V100H87L85 102H88L89 97H86L87 95H85L86 91H87L85 89V87H84V89H82V87L78 88ZM129 90L127 89V91H129ZM219 90H221V92ZM101 95H99V96H101ZM201 95H204V96H201ZM88 96H89V94H88ZM136 98H138V99H136ZM141 100H143L142 101L143 103L141 102ZM223 100H225L226 103ZM259 100H261V101H259ZM85 102H83V104L87 105L88 103H85ZM141 103L143 104L142 106H141ZM164 103H165V101H164ZM128 105H130V106H128ZM139 105L142 107V109H141V107H139ZM63 107L60 109L61 112L59 111L60 118H59V116H57L58 122L61 121L60 120L61 117L65 115L64 112L68 108L66 105L64 108ZM86 107L87 106H85L86 110L83 108V112L85 111L84 113L87 112V114H89L90 113V112H88L89 110L87 111L88 107L87 108ZM97 107L99 108L100 106H97ZM125 107H123L124 110H125ZM98 108H97V110H98ZM144 110L145 111L147 110V111L145 112ZM100 111L98 110V112H100ZM229 111L233 117L231 116V114L229 115ZM227 112H228V114H227ZM234 113L236 114V117H238V116L241 117V119L238 117L239 121L237 120V118L235 119ZM111 114H109V115L113 116ZM258 114H259V116H258ZM65 116H64V118H65ZM102 116H101V118H102ZM201 116L205 117V119L204 118L201 119L202 118ZM137 118H139V120H137ZM63 119H62V121H63ZM198 120H203V122H205V124H206V120H207L208 123L210 122L209 123L210 125L209 124H206V125L213 126V124H214L215 126L220 128L221 130H222V128L224 130L225 129H228V130H230V129L234 130L235 129L236 132L234 135L236 136V138H230V137L227 138V137H224V135H223L220 143H222V141H224V143H227L226 145L223 143L224 146H228L225 148L226 149L225 153H223L222 155L216 154L217 152L216 153H210L209 156H207L208 154H206L205 156H207V159L204 158L203 156L200 157L201 160L200 159L196 160V162L194 163V167L193 168L191 167L189 170H187L185 172L184 166L186 165L185 162L188 161V159L186 157L181 158L180 161H179V158L175 159V157L173 156L175 153L172 152L175 150L174 148H176V146L174 147V143L176 145L175 141H177V139L179 140V138L181 139V137L178 138L177 136L179 134L181 135V133H183L184 129H187L188 125H190V124L194 125L195 123L193 121H198ZM62 121H61V123H62ZM188 121H189V123H190V121H192V123L189 124ZM145 122L146 123L148 122L147 125L144 124ZM185 122L188 123L187 126H186ZM168 123L170 125H171V123H173L172 124L173 128H172V125H171V127L169 125H167ZM197 124L199 125V122H197L194 125V127L197 126ZM0 125H1V123H0ZM109 125H113V123L109 124ZM154 125L151 126L152 128L151 127L150 128L155 130ZM179 125H181V126H179ZM183 125H185L186 128H184L185 126L183 127ZM174 126H176L179 130L177 131V128ZM178 126L181 127L183 129V131H180L181 128H179ZM107 127L108 128L110 127L109 130H107ZM145 127H146V130L148 129L147 131L145 130ZM159 127L161 129H159ZM191 127H193V126H191ZM98 128H99V126H98ZM137 128H138V130H137ZM175 128H176V130H175ZM111 129H112V131H111ZM166 129L169 132L168 134L172 137H173L172 133L175 132L174 136L177 137V139H175V137H173L174 139L172 140V137H171V140L169 141L168 138H170V136L166 133L167 132ZM157 130H155V131H157ZM171 130H173V131L175 130V131L174 132L172 131L170 133ZM97 131H100V130L98 129ZM104 131L108 134L107 136H106V133ZM150 131H152V130H150ZM150 131H148V134H153V132L149 133ZM179 131L181 133H179ZM176 132H177V134H176ZM101 134H99V132H98L97 135L101 136ZM163 134H162V137H163ZM245 134L248 137L247 142H244L241 140V138H242L241 135H245ZM109 135L112 137H110ZM145 135L147 136V139L152 137L151 135L149 137L147 134H145ZM94 136H95V138H94ZM90 138L91 137L89 136L88 139L91 140ZM137 139H139V138H137ZM224 139H226V140H224ZM85 141H87V139H85ZM173 141H174V143H173ZM178 142L179 143H177V144L180 146L181 145L183 146V144L184 145L187 144V141L181 142L179 140ZM113 143H114V145H113ZM219 144H218V147H223V145H221V144L219 145ZM3 145H0V147H1L0 150L5 147ZM169 145H170V148L172 147L171 145H173V147L170 149ZM251 145H252V147H251ZM98 146L99 147L102 146L101 150H100V148H98ZM248 147L252 148V151H254V153L251 152V154H250L249 153L250 150ZM103 149H105L106 153ZM152 149H154V150L158 149L157 150L158 152H156V151L151 152ZM172 149H174V150H172ZM18 150L20 151L21 149L19 148ZM102 150L104 152H101ZM147 150L151 154L149 152L147 153ZM15 153L11 154V156H10L12 158L11 160H13L14 162L17 163L18 170L19 169L24 170L25 167L23 164H21L18 153H16V156H15ZM102 153H103V155H102ZM214 154H216V155H214ZM247 154H249L250 156L252 155L251 157H255L257 159V162H256L255 158H251V159H250V157L247 158L249 160L248 163L251 162V165L253 167L254 166L257 167L256 168L257 172L260 171V172H258V173H260V178L258 179V181H259L258 187L260 189L259 188L258 189L260 190L259 193L261 195L256 197V202H257V204L259 202V205L261 204V207L260 206L258 207L256 205L258 208L256 206L252 205L253 204V200H252L253 198L251 196H248L247 193H245V189H244V191H242L243 187H244L242 185L245 184L244 183L245 180L241 181V179L239 177V175L241 174L240 168L241 169L246 168L244 166V164L247 163V159H246ZM130 155H132V157ZM141 155H142V157H140ZM225 155H227V156L223 157ZM243 156H245V158ZM137 157H138V160L136 161L135 159ZM240 157H241V159H240ZM150 158H151V161H150ZM202 158H204V160H202ZM173 159H175V161ZM253 159H254V163L255 162L257 163V164L255 163L257 166L254 163L252 164ZM127 160H124V161L127 162ZM132 160H135L136 162H133ZM176 160H177V162H176ZM210 160H211V163L214 161L212 163L213 166L210 165L211 164ZM221 160H223V161L226 160V163H228L227 161H232L233 164H232V162H230L231 165L228 163V166H225L226 167L225 168L224 166L220 165L221 162L223 163V161H221ZM258 160H259V162H258ZM95 161H97V159ZM197 161L202 162V163L200 162V166H196V165H198ZM122 163L125 166V163L124 162H122ZM215 163L216 164L219 163V164L216 165ZM258 164H259V166H258ZM22 165H23L24 169L22 168ZM245 165H247V164H245ZM124 166H122V167H124ZM217 166H221V167L219 168ZM201 167H203L204 169ZM125 169L126 168L124 167L123 170H125ZM34 171H35V169H34ZM34 171L32 170L28 174L27 179L28 178L32 179L31 173H33L34 176L40 175L39 174L40 170L36 171L37 173ZM103 171H105V176H103V175L100 176L101 174H104ZM203 171H207V172H203ZM237 172H239V173H237ZM106 173H107V177H106ZM253 173L255 176L256 172L254 171ZM13 174H16V172ZM179 175L180 176L183 175V177H181V179H183L184 181L183 180L180 181ZM34 176H33V178H34ZM104 177H106V179H103ZM6 178H8V179H6ZM39 178H40V176H39ZM175 178L177 180H175ZM102 179L104 180V182ZM178 179H179L180 183L178 182ZM148 180H150V181H148ZM152 180L155 183L156 187L154 186V183H152ZM173 180H175V181H173ZM238 180H239V182H238ZM16 182L17 181H15L14 179L9 178V174L7 173L6 167H3L2 165H0V204L5 205L6 203H4V201L8 197L7 198L8 199L7 204H10L11 212L13 213V215H14L13 217L15 218V219L14 218L13 219L15 220L17 226L20 227L18 230H21V229H23L20 226L21 218H23L21 216H24V218H25V213L23 215V212H25V208H27V207L29 208L31 206V204L27 202V199H24L25 196H23V197L21 196L20 191H18V189H17L18 187H17ZM149 182H151L150 183L151 185L149 184ZM97 184H99V183H96L95 186H98ZM237 184H239V185H237ZM157 186L159 187V189ZM96 189H97V187H96ZM195 192L199 196H197L195 194ZM177 193L179 195H181L180 197H182V199L181 198L179 199V196L177 195ZM210 193H211V196H210ZM244 193L247 194V196ZM204 194L206 195V197ZM242 194H244L245 196ZM176 195L178 196V198H176L177 197ZM30 196H31V194H30ZM77 196H79V197L77 198ZM82 197H84V198H82ZM183 197H185V198L183 199ZM3 199H5V200H3ZM9 200H10V202H9ZM77 200H79V201H77ZM251 200H252V202H251ZM114 202H116L114 205L117 204L116 207L113 205ZM185 202L188 206V209H187L186 204H184ZM56 203L61 205V206L63 205L61 203V200H58V199L56 200ZM193 203L195 204V206ZM93 205H94V207H92ZM189 205H193L195 209L197 207L198 210H196V211H199V212L200 211L202 212V210L205 211L204 216L206 215L205 217H207L209 219V221L211 220L210 222L212 224L214 222V224H213L214 226L212 224H210V226L211 225L212 226H211V228H209L208 227L209 224H207V221H204V222L202 221L203 219L207 220V218H205L203 216V212L201 213L202 215H200V216L196 212L195 215L197 214L196 216L197 217L199 216L198 221L200 223L201 222L205 223V226L203 223H201V225H203L202 226L203 228L199 224L201 227V230H200L199 229L200 227L198 228L199 225L196 223L197 220L195 222H192L191 218H189V214L191 215V212L189 211ZM182 207H184V209L186 210V213H188V215L185 213L184 217L182 214L177 213L178 209H183ZM116 208H117L118 213L116 212L117 214H115L114 216H111V215L109 216V213H113V210H116ZM174 210H177V211L175 212ZM227 210L229 211V213L227 212ZM230 210L232 211V213L230 212ZM240 210H242V211H240ZM248 212H250V213H248ZM176 213L179 215H177ZM260 213H261V215H259ZM67 214H65V215H67ZM212 215H213V217H212ZM72 216L74 217V220H73V218H71ZM180 216H181V218H180ZM64 217H66V216H64ZM67 217H69V216H67ZM140 217H141V219H138ZM201 218H202V220L200 221ZM0 219L2 220L1 217H0ZM67 219H69V218H67ZM192 219H193V217H192ZM193 224H196V225H193ZM191 226L195 230H198L199 234L196 231L194 232L193 231L194 229L190 230L189 228H191ZM99 229H100V231H99ZM237 229H239V230H237ZM123 230H124V232H123ZM205 230H204V232H205ZM209 230L211 232H209ZM212 231L215 233H213ZM232 233L235 236L232 235ZM121 234L124 236V238ZM125 234H128V236L126 237ZM249 234H251L250 235V236H252L251 238H250ZM1 236H3V235H0V238H1ZM113 236H116L114 238L115 240L113 239ZM230 236L234 240L230 239L231 238ZM66 237L67 236H65L64 238H66ZM102 237L104 240L102 239ZM3 238L5 239V237H2V239H0V262L3 260H10V261L15 262L17 260V256L14 253L9 252L8 248L6 249L5 245L3 244L6 241V239L4 241ZM61 238H62L61 240H63V241L67 240V238L64 239L63 236ZM91 238L89 240H91ZM193 238H195V239L192 241ZM102 240L104 242L109 240L110 243L113 241H115V242H113L114 244L112 247L110 246L111 249L109 250L108 248L107 249L104 248V242ZM110 240H112V241H110ZM214 240H215V243L213 242ZM230 240H232L234 243H232V241H230ZM116 241H117V243H119V245H117ZM195 242H196V244H197V242L201 244V242H199L198 240ZM256 242H255V244H256ZM115 243H116V245H115ZM120 245L124 248L123 250H125V251L123 252L121 249V254L118 255V253L113 251L114 250L113 247L114 248L115 247H121ZM26 246H28V248L31 247L30 253L24 257L25 262H23L22 264H43V263H45L44 258L46 256L45 253L47 254V252H48V255H49V252H52L54 254L52 255L50 253V257L53 256V257H51L52 262L49 261L50 257L48 255L46 256V257H49L48 258L49 260L47 259L48 261L46 262V264H48L49 262L51 264H53V263L58 264V259H56L57 258L56 257L57 252L56 253L54 252L55 251L54 245L52 247H50L49 248L50 250H48V251L46 250L47 248L45 250H43V248H40L39 245H33L32 243L30 244V246L28 244ZM32 246H33V248H32ZM139 246L141 247V249L144 246V248L142 249L143 252L141 251V253H133L132 251L136 247H139ZM193 246L194 247L198 246L199 249L196 248V250L198 249L200 251H203V248L201 249V245L198 244V245H193ZM101 248L102 249L104 248V249L102 250ZM167 248L170 249L171 251H173L172 252L173 254H171V251L170 250L168 251ZM32 249H33V251H32ZM116 249L118 251V248H115V251H116ZM174 250H177V251H174ZM44 251H47V252H44ZM159 252H161V253H159ZM233 252L234 251H232V253ZM261 252H263V253H261ZM58 253L61 254L62 251L59 249ZM109 253H110V255L108 256ZM164 253L165 254L167 253L166 254L167 256ZM235 253H237V252H235ZM235 253H233V254H235ZM104 254L106 257L104 256ZM174 254H175V256H174ZM210 254H211V257H210ZM171 255H172V257L170 258ZM206 255H205V257H206ZM107 256L109 259L107 258ZM164 256H165V258H163ZM223 257L222 258L218 257L219 261H217L216 259L215 260L217 262H220V260H221L222 263L220 262V264H224L223 263L224 261H225V263L228 264V260H227L228 258L225 260V258H226L225 253H223ZM156 258L158 261H156ZM105 259H107V260H105ZM160 259H162V260H160ZM194 259H195V261H194ZM250 259H251V254H249L248 258L245 259L246 261L244 260L245 263L243 262L241 264H251L253 260L252 259L250 260ZM255 259H254V261L257 262L258 264H264V261L259 262L261 259H259V258H257V260H255ZM196 260H197V262H196ZM210 260H212V261H210ZM163 261H164V263H163ZM198 261H200V263ZM216 261H214V263H212V264H215ZM254 261H253V263H255ZM112 263H110V264H112ZM216 264H218V263H216Z\"/></svg>", "mask_w": 264, "mask_h": 264}]
</instances>
